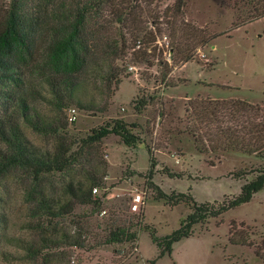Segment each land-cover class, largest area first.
I'll use <instances>...</instances> for the list:
<instances>
[{
	"label": "rangeland",
	"instance_id": "1",
	"mask_svg": "<svg viewBox=\"0 0 264 264\" xmlns=\"http://www.w3.org/2000/svg\"><path fill=\"white\" fill-rule=\"evenodd\" d=\"M12 1L0 0V6ZM18 1L26 23L31 25L33 17L40 27L35 59L50 41V28L73 19L82 7L89 9L94 0ZM98 1L87 26L105 28L102 43L120 46L124 36L126 56L117 62L121 82L105 111L65 110L69 163L64 170L43 174L34 191V183L20 171L1 182L0 264H149L158 249L142 227L148 225L157 237H164L190 213L184 203L170 208L158 200V191L188 193L197 203L221 202L237 196L244 184L232 173L246 172L243 178L249 180L264 166V158L239 152L200 154L188 132L186 113L190 102L207 98H234L264 107V17L253 21L264 15V0H183L180 16L174 13L176 0H153L151 5L149 0ZM120 27L146 31L134 46ZM139 45L140 51L148 47L147 57L138 52ZM7 87L39 106L27 85ZM141 100L146 106L138 111L135 105ZM71 109L76 111L73 122L68 120ZM114 121L126 125L134 145L125 146L116 135L91 141L97 130L112 127ZM23 132L42 151L55 147L52 135L26 127ZM92 180L101 199L92 195L89 203L57 218L36 212L38 201L63 204L69 185L87 187ZM135 190L146 193L140 216L127 210L128 192ZM102 209L107 215L100 216ZM120 228L135 233L136 240L108 244L109 234ZM232 234L240 244L231 243ZM20 246L37 255L31 257ZM154 264H264V190L250 202L195 225L193 236L175 243L172 253Z\"/></svg>",
	"mask_w": 264,
	"mask_h": 264
},
{
	"label": "trees",
	"instance_id": "2",
	"mask_svg": "<svg viewBox=\"0 0 264 264\" xmlns=\"http://www.w3.org/2000/svg\"><path fill=\"white\" fill-rule=\"evenodd\" d=\"M151 1L153 0L148 1V5H151ZM99 4L98 0H94L89 9L82 7L76 11L73 19L60 22L58 27H51L50 41L35 59L33 56L38 52L37 45L42 39H39L40 27H37V20L34 21L31 17L30 23L34 27L26 23L18 0L0 6V184L11 172L20 171L34 183L33 191L34 188H39L43 174L62 171L69 163V149L63 139L67 125L64 112L70 107L98 112L107 109L114 90L121 82L117 62L126 56L127 47L122 34L120 38L124 43L122 41L120 46L116 42L102 43L99 40L106 33L105 28L87 26L89 13L93 6L98 7ZM183 4V0L175 1L174 13L177 16L181 15ZM263 17V14L259 15L253 21ZM126 18L125 16L124 21ZM120 28L125 29L133 38L134 46L146 31V27ZM157 32L159 33V28ZM138 50L143 57H147L148 47L140 51L139 45ZM150 50L155 51V48ZM145 62H148L147 59ZM24 76L28 79L23 80ZM22 85H27L38 107L28 104L7 87L18 89ZM138 105L139 107L135 105V109L140 111L146 103L141 100ZM46 108H49L48 111ZM186 113L188 132L200 154L233 151L264 158V107L238 99L207 98L190 102ZM23 127L41 135L54 136L55 147L51 151L40 150L27 140ZM109 135L119 136L127 147L135 143L122 121H114L112 127L100 128L90 138L93 142H99ZM147 153L152 167L153 155L149 149ZM254 172L257 175L249 180L243 178L248 174L246 172L232 173L234 179H242L244 184L237 196L224 198L221 202L197 203L188 193L167 195L158 191V200L164 201L170 208L184 203L190 213L181 220L178 229L164 237H157L155 229L148 225L142 227L148 231L151 241L158 249L156 259L149 264L170 255L175 243L193 236L195 225L218 218L250 202L256 193L263 191L264 166ZM90 183L87 187L83 184L69 185L64 191L67 198L63 204L61 201L53 205L38 201L36 212L57 218L70 213L75 205L89 203L92 188L95 187L92 185L94 180ZM70 238L69 236L67 239ZM133 240H136L135 233L120 228L109 234L107 243ZM230 241L232 244H240L233 240V234ZM20 248L30 252L27 246ZM29 254L31 257L37 255L32 252Z\"/></svg>",
	"mask_w": 264,
	"mask_h": 264
},
{
	"label": "built area",
	"instance_id": "3",
	"mask_svg": "<svg viewBox=\"0 0 264 264\" xmlns=\"http://www.w3.org/2000/svg\"><path fill=\"white\" fill-rule=\"evenodd\" d=\"M75 114L76 111L74 109L69 110L68 120L70 122H73L75 120ZM91 193L94 197H98L99 199H101V192L97 187H93ZM145 203H146V193L144 190H135L128 192L127 210L131 215L134 216L142 215L145 209ZM99 214L100 216L107 215V210L102 209L100 210Z\"/></svg>",
	"mask_w": 264,
	"mask_h": 264
},
{
	"label": "crops",
	"instance_id": "4",
	"mask_svg": "<svg viewBox=\"0 0 264 264\" xmlns=\"http://www.w3.org/2000/svg\"><path fill=\"white\" fill-rule=\"evenodd\" d=\"M228 99H230V98H228ZM231 99H234V98H231Z\"/></svg>",
	"mask_w": 264,
	"mask_h": 264
}]
</instances>
